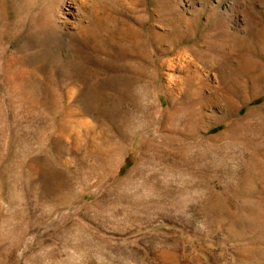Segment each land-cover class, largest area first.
Segmentation results:
<instances>
[{
  "label": "rangeland",
  "instance_id": "obj_1",
  "mask_svg": "<svg viewBox=\"0 0 264 264\" xmlns=\"http://www.w3.org/2000/svg\"><path fill=\"white\" fill-rule=\"evenodd\" d=\"M0 264H264V0H0Z\"/></svg>",
  "mask_w": 264,
  "mask_h": 264
},
{
  "label": "bare ground",
  "instance_id": "obj_2",
  "mask_svg": "<svg viewBox=\"0 0 264 264\" xmlns=\"http://www.w3.org/2000/svg\"><path fill=\"white\" fill-rule=\"evenodd\" d=\"M143 20V19H142ZM114 30V29H113ZM126 32V31H125ZM125 35V34H124ZM138 36H141V35H138ZM143 36V35H142ZM138 38V37H137ZM145 38V37H144Z\"/></svg>",
  "mask_w": 264,
  "mask_h": 264
}]
</instances>
